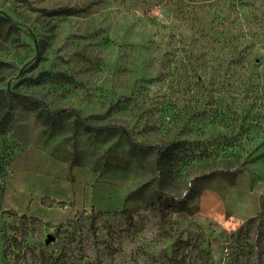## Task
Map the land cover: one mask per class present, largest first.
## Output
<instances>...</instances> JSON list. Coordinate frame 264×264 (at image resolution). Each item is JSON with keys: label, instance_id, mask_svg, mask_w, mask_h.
Segmentation results:
<instances>
[{"label": "rangeland", "instance_id": "obj_1", "mask_svg": "<svg viewBox=\"0 0 264 264\" xmlns=\"http://www.w3.org/2000/svg\"><path fill=\"white\" fill-rule=\"evenodd\" d=\"M0 18V91L31 98L0 138V264H264V0H0ZM118 126L178 145L163 217L155 155Z\"/></svg>", "mask_w": 264, "mask_h": 264}, {"label": "trees", "instance_id": "obj_2", "mask_svg": "<svg viewBox=\"0 0 264 264\" xmlns=\"http://www.w3.org/2000/svg\"><path fill=\"white\" fill-rule=\"evenodd\" d=\"M0 23L1 24H9V29L10 31L12 30H16V23L12 22L9 19H4V18H0ZM31 98L21 95V94H17V93H12L9 91L3 92L0 91V138L4 135H6L12 128V124H13V113H12V105L15 102H24L27 100H30ZM44 112L46 113V115L48 117H57L60 115H65V114H69L72 115L76 118V120L81 124L84 125V123L78 118L77 114H75L73 111L69 110V109H62V110H56V111H52L49 112L46 110L45 107H43ZM120 134L124 137V139L128 142V144L130 146H132L133 148L142 150V151H146V152H153L155 155V159H154V167L156 170V177H155V195H156V199L159 203V210L161 212V216L163 217V213L162 211L164 210L165 207V203L166 201L163 200V191L161 189V184H162V179L164 177V174L166 173V170L168 168V166L170 164H180V162L182 163L181 159L179 158V149H178V145L177 144H163V145H154V146H146V145H141V144H137L136 142H134L131 137L129 136V134L127 133L126 129L124 127L118 126L117 127ZM87 129H91L89 128V126H87ZM264 145V141L261 142L260 144H258L256 146V148H254V150L251 153H255L260 147H262ZM237 166L240 165L238 162L236 163ZM180 170V168H179ZM178 170V171H179ZM3 173V168L2 165L0 163V177L2 176ZM212 176V174H206V175H202L199 178H197L198 180H203V179H207L210 178ZM0 196H2V191H0ZM171 203V202H170ZM130 211L127 210H123L122 213L129 214ZM261 217V216H259ZM127 219L130 221L131 220V215L127 216Z\"/></svg>", "mask_w": 264, "mask_h": 264}, {"label": "crops", "instance_id": "obj_3", "mask_svg": "<svg viewBox=\"0 0 264 264\" xmlns=\"http://www.w3.org/2000/svg\"><path fill=\"white\" fill-rule=\"evenodd\" d=\"M225 206L227 207V204Z\"/></svg>", "mask_w": 264, "mask_h": 264}]
</instances>
